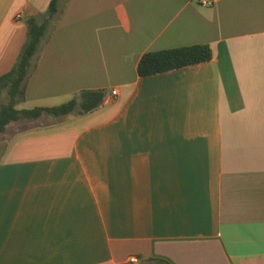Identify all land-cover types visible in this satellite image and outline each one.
Listing matches in <instances>:
<instances>
[{
  "label": "crops",
  "instance_id": "1",
  "mask_svg": "<svg viewBox=\"0 0 264 264\" xmlns=\"http://www.w3.org/2000/svg\"><path fill=\"white\" fill-rule=\"evenodd\" d=\"M49 1L0 0V75ZM195 44L211 59L138 75ZM95 89L1 134L0 264H264V0H61L17 107Z\"/></svg>",
  "mask_w": 264,
  "mask_h": 264
},
{
  "label": "trees",
  "instance_id": "2",
  "mask_svg": "<svg viewBox=\"0 0 264 264\" xmlns=\"http://www.w3.org/2000/svg\"><path fill=\"white\" fill-rule=\"evenodd\" d=\"M60 2L61 0H50L44 12L25 18V42L12 68L0 75V137L10 122L23 118L36 119L43 113L59 117L75 109H78L80 114L87 113L99 107L105 97V91L102 89L83 90L57 106L30 109L17 107L24 101L25 85L33 59L55 24ZM211 57V49L205 44L148 51L138 61L137 73L145 77L207 61Z\"/></svg>",
  "mask_w": 264,
  "mask_h": 264
},
{
  "label": "built area",
  "instance_id": "3",
  "mask_svg": "<svg viewBox=\"0 0 264 264\" xmlns=\"http://www.w3.org/2000/svg\"><path fill=\"white\" fill-rule=\"evenodd\" d=\"M191 1H194L196 3H198L199 5H202V6H210L213 4V0H191ZM112 94H115L116 91L115 90H112L111 91ZM138 261V258L136 256H131L129 258V262L130 263H134V262H137Z\"/></svg>",
  "mask_w": 264,
  "mask_h": 264
}]
</instances>
